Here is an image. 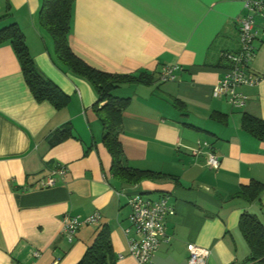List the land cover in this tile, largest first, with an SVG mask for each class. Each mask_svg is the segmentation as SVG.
I'll use <instances>...</instances> for the list:
<instances>
[{"label": "crops", "instance_id": "obj_1", "mask_svg": "<svg viewBox=\"0 0 264 264\" xmlns=\"http://www.w3.org/2000/svg\"><path fill=\"white\" fill-rule=\"evenodd\" d=\"M244 1L74 0L69 44L76 55L100 70L150 75L113 92L130 97L119 134L127 164L162 175L124 183L110 170L94 88L54 61L37 17L42 0H0V28L16 22L36 66L68 95L61 109L37 101L11 44H0V264H78L101 223L109 225L115 264H138L123 233L128 198L137 193L166 195L174 210L165 218L169 241L151 264H187L188 243L210 250L205 264H259L239 219L249 212L264 223V190L252 201L235 195L252 180L264 184V141L241 125L244 112L264 118V16H255L250 64L260 81L238 88L246 95L240 107L212 95L226 74L223 52L239 47ZM166 65L176 66L175 79L161 81ZM66 125L72 135L52 145ZM199 141L219 157L217 169L206 164L207 147L194 152ZM56 165L65 175L42 187ZM94 212L98 223L79 226L71 240L61 233L65 214Z\"/></svg>", "mask_w": 264, "mask_h": 264}, {"label": "trees", "instance_id": "obj_2", "mask_svg": "<svg viewBox=\"0 0 264 264\" xmlns=\"http://www.w3.org/2000/svg\"><path fill=\"white\" fill-rule=\"evenodd\" d=\"M73 4L74 0H42L37 14L38 22L40 27L50 34L55 63L63 71L86 79L96 92L97 98L94 106L103 126L102 143L111 156L112 175L124 183H134L145 178L161 176V173L133 168L127 164L119 134L122 113L129 104L130 97L117 96L113 92L122 84L148 83L150 75L144 72L114 73L100 70L76 55L69 44ZM4 42L11 44L25 82L34 98L37 101H48L56 109L64 107L68 102V95L36 66L25 35L16 22L0 28V44ZM241 125L245 131L264 141V118L244 112ZM71 135L69 125L61 127L54 132L51 144L55 145ZM262 190H264V184L252 180L248 185H244L235 196L252 201L259 198ZM239 228L250 248V258L257 260L259 264H264V223L256 215L243 212L239 219ZM114 258L109 225L101 223L78 264H115Z\"/></svg>", "mask_w": 264, "mask_h": 264}, {"label": "built area", "instance_id": "obj_3", "mask_svg": "<svg viewBox=\"0 0 264 264\" xmlns=\"http://www.w3.org/2000/svg\"><path fill=\"white\" fill-rule=\"evenodd\" d=\"M244 7L248 12L236 19L239 47L236 51L223 52V56L228 62L226 74L215 82L212 89L214 97L226 98L235 107L243 106L246 99V95L238 91V88L243 85H256L260 81V77L253 72L250 64L256 54V48L253 44L257 36V31L254 29L255 16H264V0H245ZM174 68L176 66H164L160 80L175 79ZM203 147H207L205 151L207 166L217 169L220 163L219 157L207 141H199L194 152H200ZM65 173V166L56 165L47 176L41 179L40 185L42 187L53 186L56 183L55 175L62 177ZM128 205L130 207L127 217L129 225L123 228V233L127 239L128 254L133 256L138 264H151L153 255L160 244L169 241L165 218L174 212L173 207L168 203L166 195L152 198L141 193L129 197ZM100 218L98 212H94L84 219L65 214L61 220V233L71 240L79 226L98 223ZM187 250V264H205V260L210 254L208 248L194 243H188ZM39 255L40 251L37 249L31 252L33 259ZM25 264H34V262L30 261Z\"/></svg>", "mask_w": 264, "mask_h": 264}]
</instances>
